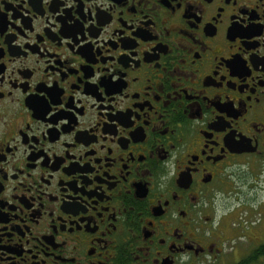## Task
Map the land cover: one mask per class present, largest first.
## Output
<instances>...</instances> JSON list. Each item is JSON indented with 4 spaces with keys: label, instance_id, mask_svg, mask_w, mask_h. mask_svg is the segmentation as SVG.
Returning a JSON list of instances; mask_svg holds the SVG:
<instances>
[{
    "label": "flooded vegetation",
    "instance_id": "af4514ba",
    "mask_svg": "<svg viewBox=\"0 0 264 264\" xmlns=\"http://www.w3.org/2000/svg\"><path fill=\"white\" fill-rule=\"evenodd\" d=\"M0 264H264V0H0Z\"/></svg>",
    "mask_w": 264,
    "mask_h": 264
}]
</instances>
